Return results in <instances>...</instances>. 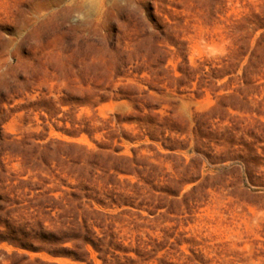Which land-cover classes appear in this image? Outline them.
Instances as JSON below:
<instances>
[{
	"label": "rangeland",
	"instance_id": "374dc122",
	"mask_svg": "<svg viewBox=\"0 0 264 264\" xmlns=\"http://www.w3.org/2000/svg\"><path fill=\"white\" fill-rule=\"evenodd\" d=\"M0 264H264V0H0Z\"/></svg>",
	"mask_w": 264,
	"mask_h": 264
},
{
	"label": "trees",
	"instance_id": "16d2710c",
	"mask_svg": "<svg viewBox=\"0 0 264 264\" xmlns=\"http://www.w3.org/2000/svg\"><path fill=\"white\" fill-rule=\"evenodd\" d=\"M56 251L57 252H55V253H59V251H65L64 253H66L67 255H69L70 257H72L74 259H81V255H82V250H81V252H78L75 250H67L64 248H58Z\"/></svg>",
	"mask_w": 264,
	"mask_h": 264
}]
</instances>
